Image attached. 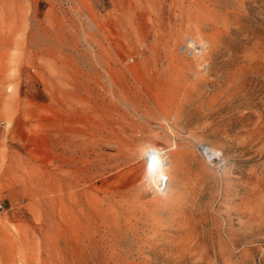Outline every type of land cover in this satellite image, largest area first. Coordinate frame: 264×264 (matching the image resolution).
<instances>
[{"label":"rangeland","instance_id":"obj_1","mask_svg":"<svg viewBox=\"0 0 264 264\" xmlns=\"http://www.w3.org/2000/svg\"><path fill=\"white\" fill-rule=\"evenodd\" d=\"M0 264H264V0H0Z\"/></svg>","mask_w":264,"mask_h":264},{"label":"bare ground","instance_id":"obj_2","mask_svg":"<svg viewBox=\"0 0 264 264\" xmlns=\"http://www.w3.org/2000/svg\"><path fill=\"white\" fill-rule=\"evenodd\" d=\"M180 52L187 56V57H193V56H197V55H203L204 53H206V50H207V44L206 43H199V42H196L194 40H189L187 43H185L184 45H182L180 48H179ZM208 67V64H203V66H201V70H203L205 72V70L207 69ZM211 113V112H210ZM219 115V114H218ZM216 118V117H215ZM262 118V117H261ZM251 127V126H250ZM246 128V127H245ZM253 128V127H252ZM244 129V128H243ZM259 134V133H258ZM246 135V134H245ZM255 135V134H254ZM253 137V136H252ZM260 137V136H259ZM184 139V138H183ZM244 139V138H243ZM125 140V139H124ZM127 140V139H126ZM261 140V139H260ZM251 141V140H250ZM253 141V140H252ZM262 141V140H261ZM69 144H67L66 146H69V153H70V156H69V159L72 160V162L76 163V158L78 157V144H75L73 141H69L68 142ZM131 143V142H130ZM133 143V142H132ZM131 143V144H132ZM253 143V142H252ZM117 144V143H115ZM114 144V145H115ZM135 144V143H134ZM137 144V143H136ZM148 144V139L146 138H141L140 139V143L137 144V148L140 149V153L141 155H143L146 160H148V164L150 165V167L152 169H154V171L160 169L162 166H167L169 163H168V156L167 155V152L166 151H162L157 149V148H152V149H147L146 145ZM65 145V144H64ZM113 145V146H114ZM249 145V144H248ZM184 146V145H183ZM245 146V145H244ZM65 147V146H64ZM81 147V146H80ZM87 147V146H86ZM123 147H127V148H130L131 145L127 142H123ZM261 147V146H260ZM82 148V147H81ZM134 148V147H133ZM251 148V147H250ZM262 148V147H261ZM90 149V148H89ZM93 149V147H92ZM115 149V148H114ZM117 149V148H116ZM64 150V149H63ZM81 150V149H80ZM79 150V151H80ZM204 152L205 153H209L211 158H215L216 159V154H217V150L215 148H203ZM84 151V150H83ZM89 151V150H88ZM116 152V151H115ZM114 152V153H115ZM127 152V151H126ZM66 153V152H65ZM84 153V152H83ZM83 153H80L81 155H83ZM113 153V152H112ZM137 153V151H136ZM85 154H88L90 156V154L88 152H86ZM92 154V153H91ZM100 154V153H99ZM124 154V153H123ZM129 154V153H128ZM104 155V153H103ZM120 155V154H119ZM111 156V155H109ZM117 156V155H116ZM132 156V155H131ZM101 157V155L99 156ZM122 156L120 155V158ZM92 158V157H91ZM212 159V160H213ZM106 160V159H105ZM102 161V160H101ZM154 161V163H153ZM90 163V161H89ZM132 165V164H130ZM72 167V166H71ZM74 167V166H73ZM101 170L102 172H105L106 171V167L104 166V162L102 161L101 162ZM229 168V167H228ZM74 170V169H73ZM128 170V169H127ZM228 170V169H227ZM161 171V170H160ZM79 172V171H78ZM153 172V171H152ZM162 172V171H161ZM54 174V172H53ZM76 174H77V171H76ZM87 174L89 173H86L85 176H87ZM91 174V173H90ZM121 174V173H120ZM74 175H75V172H74ZM84 175V174H82ZM159 175V174H158ZM77 176V175H76ZM75 176V177H76ZM223 176L227 178L228 176V172H223ZM232 176V175H231ZM74 177H72L73 179ZM88 178V177H87ZM168 179V177L165 175V174H160L159 175V178H158V185L159 187H163V186H166V180ZM229 179V178H228ZM233 179V178H232ZM71 180V178H70ZM78 181V180H77ZM220 181V180H219ZM84 182V181H83ZM69 183V182H68ZM51 184V183H50ZM150 184V183H149ZM153 185V183H152ZM230 185V183H229ZM235 185V184H234ZM233 185V186H234ZM65 186V185H64ZM232 187V186H231ZM75 188V187H74ZM165 190V189H164ZM51 191V190H50ZM77 191V190H76ZM67 193V192H66ZM111 196V195H110ZM115 196V195H113ZM68 197V196H67ZM89 198V197H88ZM67 199V198H66ZM86 199V198H85ZM96 199V198H95ZM116 199V198H115ZM89 200V199H88ZM90 201V200H89ZM88 201V202H89ZM110 201V200H109ZM81 204V203H80ZM67 206V205H66ZM111 207H113L112 205H110ZM75 207V206H74ZM82 207V206H81ZM80 207V208H81ZM97 207V206H96ZM96 207H93V208H96ZM123 207V206H122ZM110 208V207H109ZM83 210V209H82ZM122 210V209H121ZM96 211V210H95ZM91 212L88 214V222L91 223L92 225H94V230H95V233H96V236H98V240H97V237H95L93 235V239L91 241H93L95 244H100V247H102L103 250L105 251H110V249H112V245L113 243L114 244H123L124 241L127 240L126 235L119 229L117 228V223H115L116 225L114 226L111 222H110V219L108 217V215L105 213V211L103 210L102 213L96 211V212ZM83 212V211H82ZM67 214V213H66ZM75 214V213H74ZM86 215V214H85ZM81 216V215H80ZM74 219V218H73ZM80 219V218H79ZM82 224V223H81ZM121 226V225H120ZM121 228V227H120ZM125 231V230H124ZM135 235V234H134ZM138 236V235H137ZM125 238V239H124ZM136 238V237H134ZM137 239V238H136ZM131 240V239H130ZM129 240V241H130ZM128 241V242H129ZM99 242V243H98ZM127 243V242H126ZM125 244V243H124ZM130 245V243H129ZM94 246V245H93ZM115 246V245H114ZM133 246V245H132ZM124 248V247H123ZM132 250V249H131ZM140 250V248H139ZM104 252V251H103ZM129 252V251H128ZM117 253V252H116ZM121 253V251H120ZM125 254V253H124ZM123 254V255H124ZM121 255V254H119Z\"/></svg>","mask_w":264,"mask_h":264},{"label":"snow or ice","instance_id":"obj_3","mask_svg":"<svg viewBox=\"0 0 264 264\" xmlns=\"http://www.w3.org/2000/svg\"><path fill=\"white\" fill-rule=\"evenodd\" d=\"M153 163H154V161H153Z\"/></svg>","mask_w":264,"mask_h":264}]
</instances>
